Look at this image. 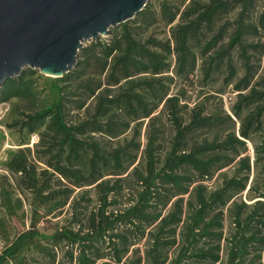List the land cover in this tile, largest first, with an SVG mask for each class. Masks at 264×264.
<instances>
[{"label": "trees", "instance_id": "trees-1", "mask_svg": "<svg viewBox=\"0 0 264 264\" xmlns=\"http://www.w3.org/2000/svg\"><path fill=\"white\" fill-rule=\"evenodd\" d=\"M151 10L147 4L134 18ZM160 10L170 32L164 42L138 41L126 22L108 42L84 46L70 73L48 80L50 102L23 123L28 137L39 134L36 150H9L3 163L18 196L2 191L1 206L9 217L28 213L29 228L4 248L0 264H264V92L253 87L255 72L244 62L232 115L205 113L204 102L188 109L180 93L170 94L171 56L175 76L188 80L199 54L221 39L218 33L201 42L227 5L186 0L173 11L163 2ZM241 21L230 50L245 33L257 34ZM258 52L260 63L264 44ZM35 76L26 69L7 80L0 104L35 96ZM81 88L86 97L67 109ZM61 216L65 223L51 233L40 229L43 219Z\"/></svg>", "mask_w": 264, "mask_h": 264}, {"label": "rangeland", "instance_id": "rangeland-1", "mask_svg": "<svg viewBox=\"0 0 264 264\" xmlns=\"http://www.w3.org/2000/svg\"><path fill=\"white\" fill-rule=\"evenodd\" d=\"M186 0H147V4L151 6V15L145 18H133L126 24L133 36L140 42L144 43L148 39L156 42H164L170 37L169 27L165 25V19L161 18L160 7L165 2L173 11L177 7H181ZM210 0H200L202 3H208ZM227 5L226 14H221L216 18L215 25L210 31H206L201 37L202 45L211 41L218 33L221 34V39L217 41V46L212 48L206 54H199L195 71L189 76L188 80H184L175 76L177 64L175 56H171L170 75L173 76L174 83L171 87L170 94L180 93L182 101L189 105L190 109L195 103L204 102L205 113H218L224 111L232 115V107L236 103L237 92L234 89L244 76V62L251 68L252 73L255 72L252 78V85L258 91L264 92V58L259 63L258 45L264 44V28L260 24L262 17L264 18V0H220ZM187 4V3H186ZM242 15L244 25L252 23L256 26L257 34L245 33L241 44L236 45L233 50L228 49V43L238 27L239 16ZM120 26L116 32L120 31ZM119 30V31H118ZM112 34L102 36L96 41H109ZM92 42H86L84 46H89ZM194 45H197L194 43ZM204 47V46H203ZM224 50L225 53L218 57L217 51ZM245 51V58L242 59V53ZM93 69V67H92ZM90 68L87 73L91 74ZM95 71V70H93ZM37 76L33 77L32 81L35 87V96L27 99L14 98L9 102L0 104V253L4 248L11 243L13 238L18 234L26 231L29 228L28 213L22 210L15 211V216H6V212L1 206L2 191L9 192L12 198H15L17 192L14 190V183L11 175L4 169L3 163L7 158V152L12 149L30 147L34 152L35 144L38 141V133H31L28 137V127H24L26 115H34L36 112L46 107L50 102V87L49 77L43 76L37 71ZM41 76V77H40ZM263 79V82H257ZM67 100V109L75 107L78 98L86 97L87 91L84 88L71 92ZM92 99L87 100L88 103ZM257 103L262 101L256 100ZM249 102H244L243 114L247 111ZM65 120L67 123H72L75 120L69 110L66 111ZM181 117V116H180ZM182 119L184 124L188 122V115L183 112ZM17 123V124H16ZM163 131L169 132L170 121L167 119L162 121ZM237 128L239 124L236 123ZM205 132V131H203ZM146 130L142 129L141 141L145 143ZM202 132L198 133L197 137H201ZM25 141L27 145L19 147L18 145ZM249 155L253 157L251 145H248ZM253 174L251 178H253ZM18 196V195H17ZM245 198V193L243 194ZM90 207V206H89ZM87 206L88 209H91ZM67 210V209H66ZM66 213V211H65ZM65 217L61 216L56 219L46 218L40 221V229L44 233H51L50 229L55 228V224L60 225L65 223ZM69 222V221H67ZM74 221L72 222V224ZM225 231L229 229L228 221H225ZM63 253L58 251L57 261L65 259ZM264 257V252H263ZM100 263V261L98 262ZM249 262L246 261L245 264Z\"/></svg>", "mask_w": 264, "mask_h": 264}, {"label": "water", "instance_id": "water-1", "mask_svg": "<svg viewBox=\"0 0 264 264\" xmlns=\"http://www.w3.org/2000/svg\"><path fill=\"white\" fill-rule=\"evenodd\" d=\"M147 0H0V88L26 69L60 79L86 42L142 12Z\"/></svg>", "mask_w": 264, "mask_h": 264}]
</instances>
